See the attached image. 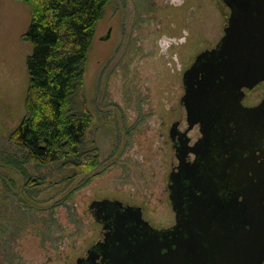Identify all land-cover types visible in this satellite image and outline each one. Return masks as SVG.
Wrapping results in <instances>:
<instances>
[{
    "label": "rangeland",
    "instance_id": "1",
    "mask_svg": "<svg viewBox=\"0 0 264 264\" xmlns=\"http://www.w3.org/2000/svg\"><path fill=\"white\" fill-rule=\"evenodd\" d=\"M228 14L220 0L108 2L73 102L92 118L84 148L97 149L99 165L70 179L59 165L23 164V174L11 162L20 154L9 135L26 113L30 11L0 0V264L74 263L100 233L88 212L95 199L140 206L156 226L172 221L167 131L183 118L182 74L218 43Z\"/></svg>",
    "mask_w": 264,
    "mask_h": 264
},
{
    "label": "flooded vegetation",
    "instance_id": "2",
    "mask_svg": "<svg viewBox=\"0 0 264 264\" xmlns=\"http://www.w3.org/2000/svg\"><path fill=\"white\" fill-rule=\"evenodd\" d=\"M252 96L253 102L248 103ZM263 100L264 81L244 92L239 100L242 109L228 108L222 117L211 114L203 123L194 124L187 120L186 109L180 101L183 118L171 123L167 131L174 156L165 188L172 221L156 226L143 217L140 206L115 198L95 199L88 212L99 226V236L72 264H125L122 258L132 254L131 258L135 259L134 252L144 242H152L153 251L148 256L141 255L142 261H132V264H163V261L221 264L216 256L212 259L208 256L214 252H205L208 241L200 243L201 251L191 242L190 234L198 236L197 227L207 223L215 231L226 224V213L234 208L243 210L249 201H260L264 207V127L257 123L258 115L251 118V126L247 125L248 117L244 113L245 109L258 107ZM170 175L174 177L171 190ZM171 191L175 207L169 199ZM100 202L106 203L98 205ZM136 214L142 221L136 219ZM227 222H231V227L238 225L237 234L244 230L236 221L228 219Z\"/></svg>",
    "mask_w": 264,
    "mask_h": 264
},
{
    "label": "trees",
    "instance_id": "3",
    "mask_svg": "<svg viewBox=\"0 0 264 264\" xmlns=\"http://www.w3.org/2000/svg\"><path fill=\"white\" fill-rule=\"evenodd\" d=\"M26 4L30 21L23 34L31 46L25 116L9 141L20 154L12 164L59 165L70 179L99 165L95 147L84 148L90 114L75 110L83 87L85 64L104 7L110 0H17Z\"/></svg>",
    "mask_w": 264,
    "mask_h": 264
},
{
    "label": "water",
    "instance_id": "4",
    "mask_svg": "<svg viewBox=\"0 0 264 264\" xmlns=\"http://www.w3.org/2000/svg\"><path fill=\"white\" fill-rule=\"evenodd\" d=\"M220 1L229 11L223 36L213 49L198 54L182 74L184 94L180 101L190 124L203 123V119L211 114L222 117L228 108L242 109L239 100L244 92L264 81V0ZM244 113L248 117L247 125L251 126V118L258 115L257 123L264 127V100L256 108L245 109ZM173 181L174 177L170 175V190ZM173 194L171 191L169 199L175 207ZM103 203L106 202L97 204ZM136 219L142 221L139 214H136ZM228 219L241 224L244 230L237 234L235 228L238 225L231 227ZM224 221L226 224L218 226L215 231H211L208 223L198 226L199 234L193 237L191 233V242L202 251L200 243L208 241L209 247L205 252H214L208 256L211 259L216 256L221 264H260L264 260L262 203L254 200L246 203L243 210L234 208L225 214ZM151 243L139 244L134 252L136 258L128 254L122 258L123 262L142 261L141 255L148 256L153 251Z\"/></svg>",
    "mask_w": 264,
    "mask_h": 264
}]
</instances>
